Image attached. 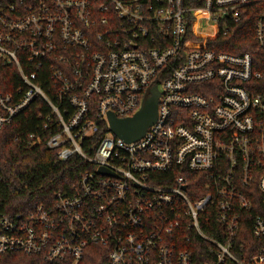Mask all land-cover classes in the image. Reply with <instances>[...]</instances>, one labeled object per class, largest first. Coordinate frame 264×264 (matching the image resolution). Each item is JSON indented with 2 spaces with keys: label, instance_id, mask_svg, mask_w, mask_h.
<instances>
[{
  "label": "built area",
  "instance_id": "built-area-1",
  "mask_svg": "<svg viewBox=\"0 0 264 264\" xmlns=\"http://www.w3.org/2000/svg\"><path fill=\"white\" fill-rule=\"evenodd\" d=\"M196 1L0 0V65L21 83L0 93V130L41 104L38 133L14 141L87 168L53 207L0 215V255L78 264L95 246L107 264H264V56L208 47L264 0ZM154 87L155 123L115 137L107 115L133 117Z\"/></svg>",
  "mask_w": 264,
  "mask_h": 264
},
{
  "label": "trees",
  "instance_id": "trees-1",
  "mask_svg": "<svg viewBox=\"0 0 264 264\" xmlns=\"http://www.w3.org/2000/svg\"><path fill=\"white\" fill-rule=\"evenodd\" d=\"M203 0H198L193 6L201 7ZM241 22L232 26L229 34L220 36L215 43H209V49L228 54L241 55L250 53L253 62L264 54L258 52L253 42V26L264 4L250 7ZM21 86L17 71L13 67L0 65V93H13ZM37 112L46 113L41 104L30 106L20 114L10 125L0 130V215L28 214L35 206L51 208L55 205V196L59 192H69L77 184L79 176L84 173L86 165L78 157H73L66 163L56 160L55 152L44 146L29 147L14 141L15 137L25 138L28 134H36ZM91 156V151L85 150ZM192 180V179H191ZM194 181V180H193ZM251 219L241 220V226L236 248L242 246L244 255L248 244L256 241L250 235ZM204 228V227H203ZM207 235L216 237L214 232L204 228ZM197 244L198 248L206 249L205 244ZM257 245L254 244L253 247ZM196 253V249H188ZM251 255L253 252L248 251ZM0 264H49L42 256H27L21 253L0 255ZM51 264H71L69 260ZM78 264H107L106 252L100 247L87 248L84 258Z\"/></svg>",
  "mask_w": 264,
  "mask_h": 264
},
{
  "label": "water",
  "instance_id": "water-1",
  "mask_svg": "<svg viewBox=\"0 0 264 264\" xmlns=\"http://www.w3.org/2000/svg\"><path fill=\"white\" fill-rule=\"evenodd\" d=\"M149 97L142 101L140 110L131 118L117 119L112 114L107 115L109 131L126 143L140 140L147 128L156 121L158 92L156 87L147 91ZM104 173L102 171H99Z\"/></svg>",
  "mask_w": 264,
  "mask_h": 264
}]
</instances>
